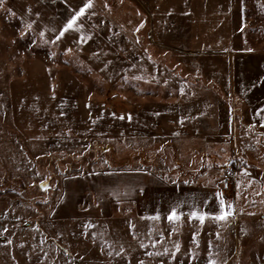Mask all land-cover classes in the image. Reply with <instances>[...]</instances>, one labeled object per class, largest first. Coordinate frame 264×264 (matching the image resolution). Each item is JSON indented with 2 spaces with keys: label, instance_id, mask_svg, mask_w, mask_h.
I'll list each match as a JSON object with an SVG mask.
<instances>
[{
  "label": "rangeland",
  "instance_id": "obj_1",
  "mask_svg": "<svg viewBox=\"0 0 264 264\" xmlns=\"http://www.w3.org/2000/svg\"><path fill=\"white\" fill-rule=\"evenodd\" d=\"M85 2L0 4V264H264V127L245 125L238 97L203 80L230 71L214 55L233 51L209 49L225 43L214 19L183 20L181 44L200 51L162 49L134 0H92L82 16H102V33L80 32L81 17L64 31ZM231 5L241 43L264 52V0ZM169 74L218 93L226 134L127 136L133 107L174 109V93L151 81ZM221 200L232 215L216 220Z\"/></svg>",
  "mask_w": 264,
  "mask_h": 264
},
{
  "label": "crops",
  "instance_id": "obj_2",
  "mask_svg": "<svg viewBox=\"0 0 264 264\" xmlns=\"http://www.w3.org/2000/svg\"><path fill=\"white\" fill-rule=\"evenodd\" d=\"M68 1H78L81 4L87 0H46L50 3ZM134 1L150 18V30L148 32L150 43L162 47V49L200 51L203 48L181 44L183 42L181 40L183 39L182 35H186L183 32V20L197 16H205L208 19L213 18L214 25H212L213 29L210 33H215L217 35L215 39L220 38L225 43L222 42V46L218 45L209 49H231L233 51L223 55L213 54L215 58L222 56L221 63L226 66V72L230 71L228 77H225V75L214 77L203 73V80L208 84H216L224 97H238L242 106L240 120L245 125L260 129L264 127V52L253 51L254 47L244 46L241 43L242 32H240V26L232 20L235 16L232 14L231 0ZM87 15L85 17L81 16L80 19L84 20V25L80 26L79 31L89 35L100 33L98 32L101 30L99 23H102L101 18L103 17L100 15L92 17L89 15L87 17ZM97 17L100 19L98 22L96 21ZM89 19L90 21H88ZM103 31L101 30V33ZM107 33L110 35L117 34L119 33L118 28L108 29ZM235 34L238 35V38H234ZM95 39L90 40V42L97 43ZM210 39L213 40V35ZM118 40L114 39L116 49H122L123 47H121ZM95 48L98 49L99 47L96 46ZM127 48L129 47L126 46ZM133 49L136 50L137 48ZM235 50H237V53L234 52ZM133 51L127 52L128 60H148L145 55ZM198 57L196 56V58ZM132 76L134 78L135 76L140 77L139 74ZM261 76L262 79H260ZM161 79H151V81L162 84L167 90L174 93L176 99L174 109L133 107V122L126 125L128 137L154 138L155 141L175 145L181 140H204L227 133L230 124L229 107L210 86L203 85L200 82L190 84L172 74L161 77ZM186 88L190 90L184 91ZM192 90L197 91V93H194V97H192V93H189ZM182 101L183 103H181ZM257 112L258 114H256ZM260 115H262V119Z\"/></svg>",
  "mask_w": 264,
  "mask_h": 264
},
{
  "label": "snow or ice",
  "instance_id": "obj_3",
  "mask_svg": "<svg viewBox=\"0 0 264 264\" xmlns=\"http://www.w3.org/2000/svg\"><path fill=\"white\" fill-rule=\"evenodd\" d=\"M3 3V0H0V4ZM92 7V0H87V2H85L83 4L82 7H80L79 11H77L75 13V15H73L71 17V19H69V21L67 22V25L65 26V29L64 31H67L69 29H71L74 25V23L76 22L77 18L78 17H81L85 10L86 9H89ZM64 31L61 32V35L64 34ZM57 39H59V37H57ZM231 209V205H225L224 201L221 200V203H220V214L218 215H215L213 218L216 219V220H224L226 219L228 216L232 215V212L230 211ZM205 216L206 214H198L197 212L193 211L191 214H190V218H196V219H199L201 221V223H203V221L205 220ZM168 219L170 221L172 220H179L180 217L179 215L177 214L176 212V209L173 208L168 216ZM209 264H214V262L212 261H209Z\"/></svg>",
  "mask_w": 264,
  "mask_h": 264
},
{
  "label": "built area",
  "instance_id": "obj_4",
  "mask_svg": "<svg viewBox=\"0 0 264 264\" xmlns=\"http://www.w3.org/2000/svg\"><path fill=\"white\" fill-rule=\"evenodd\" d=\"M231 175L228 173H224L222 175V188L227 189L230 185Z\"/></svg>",
  "mask_w": 264,
  "mask_h": 264
},
{
  "label": "trees",
  "instance_id": "obj_5",
  "mask_svg": "<svg viewBox=\"0 0 264 264\" xmlns=\"http://www.w3.org/2000/svg\"><path fill=\"white\" fill-rule=\"evenodd\" d=\"M232 167V166H231Z\"/></svg>",
  "mask_w": 264,
  "mask_h": 264
}]
</instances>
